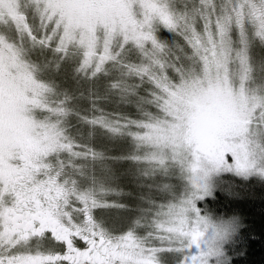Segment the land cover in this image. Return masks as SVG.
<instances>
[{"label":"snow or ice","instance_id":"1","mask_svg":"<svg viewBox=\"0 0 264 264\" xmlns=\"http://www.w3.org/2000/svg\"><path fill=\"white\" fill-rule=\"evenodd\" d=\"M255 185L264 0H0V264H237Z\"/></svg>","mask_w":264,"mask_h":264},{"label":"trees","instance_id":"2","mask_svg":"<svg viewBox=\"0 0 264 264\" xmlns=\"http://www.w3.org/2000/svg\"><path fill=\"white\" fill-rule=\"evenodd\" d=\"M210 207L229 213L235 211L246 223L247 234L251 239L247 242L246 254L237 264H264V192L259 186L245 189L238 201H212Z\"/></svg>","mask_w":264,"mask_h":264},{"label":"rangeland","instance_id":"3","mask_svg":"<svg viewBox=\"0 0 264 264\" xmlns=\"http://www.w3.org/2000/svg\"><path fill=\"white\" fill-rule=\"evenodd\" d=\"M235 202V201H234Z\"/></svg>","mask_w":264,"mask_h":264}]
</instances>
